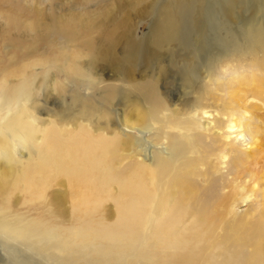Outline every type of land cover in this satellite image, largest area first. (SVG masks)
<instances>
[{"label":"rangeland","instance_id":"1","mask_svg":"<svg viewBox=\"0 0 264 264\" xmlns=\"http://www.w3.org/2000/svg\"><path fill=\"white\" fill-rule=\"evenodd\" d=\"M53 1H48L45 22L70 5ZM163 2L155 0L149 10L156 12ZM149 10L131 15L123 24L117 32L121 43L131 38L147 46L154 22L152 15L147 16ZM250 16L238 9L229 28L215 38L211 35L203 54L194 32L186 47L180 41L167 43L129 62L118 45L93 56L82 52L80 72L71 75L62 59L79 49L76 43H66L62 35L50 36L56 49L45 48L46 59L51 60L40 66L35 54L18 58L17 49L2 44L7 25L0 20V207L6 217L18 213L23 225L58 223L59 237L65 239L63 228L76 225L71 199L79 189L72 195L69 180L56 173L31 197L13 188L25 167L43 160L53 135L63 140L91 138L93 145L106 146L119 175H132L133 165L163 164L168 172L161 187L171 205L184 200L189 209H201L215 219L221 216L217 228L210 229L215 233L209 234L218 243L230 242L232 262L264 264V49L247 42ZM252 19L258 26L264 24L261 13ZM184 72L189 73L188 80ZM137 87L144 91L137 92ZM147 90L151 95L145 96ZM77 102L88 103L94 111L82 112ZM14 120L27 129L13 131ZM114 192L116 187L111 188ZM97 210L107 223L116 218L110 199ZM70 245L65 244L59 255L79 257L78 246ZM35 255L19 242L0 237V263L54 264Z\"/></svg>","mask_w":264,"mask_h":264},{"label":"bare ground","instance_id":"2","mask_svg":"<svg viewBox=\"0 0 264 264\" xmlns=\"http://www.w3.org/2000/svg\"><path fill=\"white\" fill-rule=\"evenodd\" d=\"M48 1L0 0V20L7 25L1 33L2 44L17 49L18 58L35 54L38 57L35 63L44 66L51 60L50 56V60L46 59L45 48L49 47V52L56 49L48 38L62 35L66 43H76L79 48L62 59L69 75L80 72L78 57L82 52L93 56L97 52L103 54L104 49L113 51L118 45L124 60L129 62L142 52L153 53L154 48L167 43L180 41L186 47L194 32L198 36L196 47L203 54L211 35L215 38L221 29L227 28L238 9L251 14L246 19L252 24L245 32L247 42L264 49V24L258 26L252 19L256 13L264 17V0H165L154 13L149 8L157 4L155 0H54L55 4L68 2L70 5L61 13L53 12L45 22L50 10ZM146 10H149L147 16L154 17L147 46L131 38L121 43L118 30L130 21L129 17L143 15ZM57 52L62 54L60 50ZM182 74L186 80L190 78L188 72ZM136 90L144 91L142 87ZM144 94L151 95V92L147 90ZM77 104L82 112L94 111L88 103ZM27 127L17 120L10 123L15 132ZM90 139L83 141L72 136L63 140L53 135L48 139L43 160L25 167L17 175V185L13 188L31 197L40 191L46 178L50 183L52 174L56 173L69 180L72 195L79 189L80 193L71 199L76 225L63 228L66 238L59 237L61 225L58 223L47 227L23 225L18 213L7 218L3 206L0 207V237L11 238L54 264H239L232 262L233 252L228 256L233 251L229 248L230 242L218 243L220 240L212 238L210 229L217 228L219 217L220 223L222 220L219 214L217 219L215 215H204L201 209H189L184 200L176 206L170 204L172 200L161 187L162 176L168 168L163 164L155 168L138 164L130 169L132 175H123L125 172L119 175L107 157L106 146L93 145ZM98 139V142L105 141ZM112 187H116V193H111ZM1 193L0 201H3ZM105 199L112 200L117 211L116 218L108 223L97 210ZM208 234L211 236L207 237ZM70 243L78 246L79 257L59 255L64 245Z\"/></svg>","mask_w":264,"mask_h":264}]
</instances>
